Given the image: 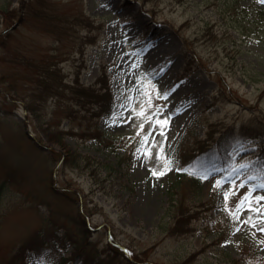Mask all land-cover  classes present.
<instances>
[{"label": "rangeland", "instance_id": "rangeland-1", "mask_svg": "<svg viewBox=\"0 0 264 264\" xmlns=\"http://www.w3.org/2000/svg\"><path fill=\"white\" fill-rule=\"evenodd\" d=\"M252 1L0 0V264L22 246L25 264H179L191 253L188 264H264L260 214L232 216L264 183V137L254 135L264 123V23H249L264 0ZM80 84H108L111 110L99 112ZM151 85L170 95L157 98ZM165 118L161 135L153 124ZM222 136L230 161L204 168L199 189L185 178L179 218L180 155ZM161 148L172 170L156 177ZM239 164L249 166L231 178L237 185L256 179L225 205L232 184L216 182ZM81 222L91 232L82 235ZM247 234L260 242L256 259L239 246ZM79 236L85 261L72 248Z\"/></svg>", "mask_w": 264, "mask_h": 264}, {"label": "trees", "instance_id": "trees-1", "mask_svg": "<svg viewBox=\"0 0 264 264\" xmlns=\"http://www.w3.org/2000/svg\"><path fill=\"white\" fill-rule=\"evenodd\" d=\"M255 1V0H254ZM254 3V2H253ZM26 7H24L25 9ZM26 11V10H25ZM5 17L11 19L13 14L12 11L9 10H5ZM252 12L254 13V17L250 20V24L256 28V27H260L261 24L264 23V9L258 7L257 5H254ZM250 14V13H249ZM243 33L246 34L247 37H250L253 35V33H251L249 30H241ZM42 70V69H41ZM50 70V69H49ZM48 69H44L43 72V77L41 76V80H47L48 77H50V72ZM51 78V77H50ZM52 80V79H51ZM54 84V83H53ZM43 85V84H42ZM46 85V84H44ZM81 87L82 92H86V93H90L91 96H93L94 98H97V102L95 103L97 110H99V112L101 113H105L107 111L111 110V105L107 104V101L110 99V102L112 101V93H111V89L110 86L108 84H104L102 87H100V91L98 92L97 90L94 89H88L83 85H78ZM88 93V94H89ZM257 126V127H256ZM256 128H254V130H257L259 135L264 136V123H257L256 124ZM98 133L96 134L97 136H99L101 139L103 138L104 134H107L101 130H97ZM53 133H55V135H59L58 138H56L54 135L52 137L51 135V139L53 140H57V141H61L62 139V132L59 130H55L53 131ZM110 135V134H107ZM94 137H96L94 135ZM224 140H226V138H224V136L220 137V141L216 144V145H211L208 146L205 149H200L198 150L197 153H194L192 156H190V158L186 157L185 154H181L179 158H183V161L181 162V165L178 168V180L173 184L172 186V194H175L171 199H173L174 197L179 200L178 203H176V212L177 214H179V218L181 216H184L185 213V205L186 202L184 200V195H185V190L183 188L184 185V181L185 178H188V182L187 183H191V185L195 188V184L197 185V188L199 189L200 186L202 185V170L204 168H207L209 165H211L212 163H228L230 161V154H229V150L227 148V146L223 143ZM112 143V142H111ZM211 151H216L217 155L214 154H210ZM80 212L82 213V210H80ZM83 226V230L82 231V226ZM81 226V234L85 235L87 234V232H91L88 224H84V223H80ZM69 239V236L66 232L63 233V237H61V241H67ZM81 240H83L80 236L79 238H76L75 240H72V244H73V252L75 254H78V256H81V253L83 252V247L85 245H82ZM85 240H86V244H88L87 241V237L85 236ZM228 240H230V238H228ZM63 244L65 242H62ZM239 245L241 247V250L243 251L244 254H246V256L248 255L249 257H252L253 259L258 258V252L260 249V244L259 242L251 237V236H245L244 239L239 241ZM21 249L18 250V252L16 254H14L12 256L11 259V263L10 264H25L24 263V258H25V248L22 246L20 247ZM151 249L148 250H144L142 252L143 254V259H148L149 255L151 254ZM139 257V254H136ZM196 253H191L189 254L181 263L179 264H188L193 258H195ZM79 256V257H80ZM81 259L83 260H87L88 258L86 257H81ZM230 260L235 261L233 258H231ZM229 260V261H230ZM151 264V263H149Z\"/></svg>", "mask_w": 264, "mask_h": 264}, {"label": "snow or ice", "instance_id": "snow-or-ice-1", "mask_svg": "<svg viewBox=\"0 0 264 264\" xmlns=\"http://www.w3.org/2000/svg\"><path fill=\"white\" fill-rule=\"evenodd\" d=\"M163 71H164V69H161V72H163ZM149 84H150V82H149ZM151 87H152L153 91L156 93L157 98L167 99L168 95H170L169 92L160 93L155 88L154 85H151ZM148 104H149V106H151V95L150 94H149V98H148ZM145 111L146 110L142 109L138 113V115L145 116ZM159 111H160V109L157 108V113ZM147 119L150 121V120H152V117L148 116ZM168 123H169V120L167 118H165L163 120L156 119L154 124H153V128H155L156 125H159L160 126V134L163 135L164 134V128L168 125ZM141 130H143V126H141ZM149 135H151V133L144 136V142L145 143H147ZM142 154L146 155L148 158H151V155H152L150 149L146 150ZM157 159L163 162V168L159 171H157L155 168L151 169V174L153 176H156V177L163 176L166 174L167 171L172 170L171 169L172 162L164 156L162 148H161L160 152L157 154ZM248 166H249L248 164L233 165L231 171L229 172V179L218 180L216 182L215 187H221L222 184L225 182L232 184V189L225 191L223 193L225 205H227V202L231 197H233L237 194V191H236L237 189L243 188L245 186V183L247 182V180L256 179V177H254V176H249L246 178L245 181H242L239 185H237L235 183L234 179H231L232 177H235L239 174L240 169L247 168ZM206 178H207V176L201 177V179H206ZM257 188L264 189V183H260V184L255 185L254 187H250L249 190L239 198V202L236 206V210L232 212V216L234 219L239 220L240 219V217H239L240 211L243 209H248L252 212L259 213L260 214L259 223L261 225H264V204H261V201H264V195L254 196L253 193L256 191ZM253 202H255V204L258 206L254 207ZM244 223H252V226L256 227V223L251 220V217H249L248 220L244 221ZM237 231H239V229H237ZM258 231L264 233V227H260L258 229ZM262 243H264V241H262Z\"/></svg>", "mask_w": 264, "mask_h": 264}]
</instances>
